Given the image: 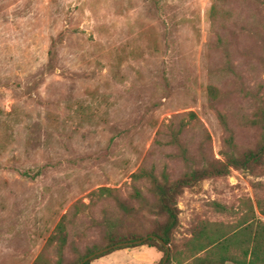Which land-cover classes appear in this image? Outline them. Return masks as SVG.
I'll list each match as a JSON object with an SVG mask.
<instances>
[{"label": "rangeland", "instance_id": "rangeland-1", "mask_svg": "<svg viewBox=\"0 0 264 264\" xmlns=\"http://www.w3.org/2000/svg\"><path fill=\"white\" fill-rule=\"evenodd\" d=\"M182 120L188 159L166 144ZM263 142L264 0H0V264H73L145 235L165 216L134 197L154 202L134 173L177 179ZM241 198L264 220V161L186 188L177 245L203 220L235 222L212 202Z\"/></svg>", "mask_w": 264, "mask_h": 264}, {"label": "trees", "instance_id": "trees-1", "mask_svg": "<svg viewBox=\"0 0 264 264\" xmlns=\"http://www.w3.org/2000/svg\"><path fill=\"white\" fill-rule=\"evenodd\" d=\"M215 9V7L212 8L213 12H215ZM208 95L211 100L218 101L221 98L220 89L216 85H209ZM189 117L195 118L196 114L190 112ZM220 117L226 130L229 131L227 144L233 146L234 136L227 117L222 113ZM187 125L184 120L180 122L178 127H175L173 123L167 125V129L171 132V138L166 144L179 147L185 159H188V156L180 142V136L187 128ZM263 161L264 142L257 149L248 150L241 156H236L233 153L228 154L225 163H208L199 168H191L177 179H171L165 169L158 175L154 168H141L132 175V178L135 181L147 180L149 182V191L154 197V202L148 203V199L142 195L137 187L135 188L134 197L156 209L158 213L165 216V221L157 224L152 231L145 235L110 236L105 247L122 242H134L150 235L162 239L165 245L160 244L154 237H148L141 244L133 243L128 246L113 248L87 261L85 264H91L95 259L110 254L116 249L142 245L155 247L163 254L159 264H162L168 247L170 250L169 257L165 264H264V220L256 215L253 203L249 198H241L237 206L230 207L218 201L212 202L214 208L220 213H234L235 222L203 220L196 226L192 236L183 244L182 248L177 245L174 236L176 229L180 225V210L177 198L186 188L195 186L204 179L225 175L231 167L248 170ZM99 191L100 194H112V190L106 187L100 188ZM118 205L127 213H132L133 211V208L126 202L118 200ZM75 207L78 208V205ZM259 207L264 214L262 206L259 205ZM66 218L67 215L64 214L56 226L55 233L49 239V242H59L61 252L67 244ZM95 251H87L73 264H77ZM58 264H61V260H59Z\"/></svg>", "mask_w": 264, "mask_h": 264}, {"label": "crops", "instance_id": "crops-1", "mask_svg": "<svg viewBox=\"0 0 264 264\" xmlns=\"http://www.w3.org/2000/svg\"><path fill=\"white\" fill-rule=\"evenodd\" d=\"M162 257L155 247L142 245L116 249L91 264H159Z\"/></svg>", "mask_w": 264, "mask_h": 264}, {"label": "water", "instance_id": "water-1", "mask_svg": "<svg viewBox=\"0 0 264 264\" xmlns=\"http://www.w3.org/2000/svg\"><path fill=\"white\" fill-rule=\"evenodd\" d=\"M148 237H154V238H156V239L158 240V242H159L160 244L165 245V242H164L162 239H158L157 237H155V236H153V235H150V236H146V237H144V238H142V239L136 240V241H134V242H122V243L114 244V245H112V246H107V247L101 248V249H99V250H96V251L93 252L92 254L86 256L83 260H81V261L78 262L77 264H85L87 261H89V260L95 258L96 256H99V255H101V254H103V253H105V252H108V251H110L111 249L116 248V247L128 246V245H131V244H133V243H134V244H141V243H143L146 239H148ZM169 251H170V250H169V247H168V249H167V254H166V256H165V258H164L162 264H165V263L167 262V259H168V257H169Z\"/></svg>", "mask_w": 264, "mask_h": 264}]
</instances>
